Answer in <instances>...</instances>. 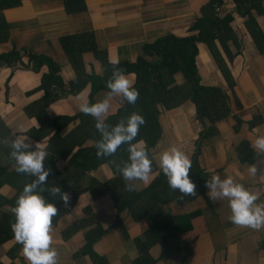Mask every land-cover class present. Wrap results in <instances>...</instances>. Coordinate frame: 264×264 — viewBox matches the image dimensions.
I'll return each mask as SVG.
<instances>
[{
  "label": "crops",
  "instance_id": "0c3cea01",
  "mask_svg": "<svg viewBox=\"0 0 264 264\" xmlns=\"http://www.w3.org/2000/svg\"><path fill=\"white\" fill-rule=\"evenodd\" d=\"M208 2L209 0H84L86 5L84 11L68 14L63 0H21L18 7L2 11L9 37L6 42L0 43V54L9 52L13 47L24 52L21 62L13 66L0 63V118L6 128L0 139V162L7 165L9 170L15 166L10 158L11 149L3 141L20 135L28 136L33 144L36 142L45 144L48 152L55 153L57 157L55 165L61 169L76 149L94 144L90 138H83L85 134L81 127L86 124L79 117L63 122L64 127L59 133L60 139L53 146L51 141L50 143L48 141L56 130L55 124L53 125L54 118L80 113L78 105L81 95L86 94L89 100L92 90L90 82L77 94H71L68 90L66 82L75 80L77 75L59 43L60 37L92 32L97 48L106 51L108 61L117 59L119 62H134L142 54L144 45L151 44L161 37L169 34L176 37L196 34L197 32L189 31V28L201 16L202 7ZM262 7L261 14L254 10L251 12L264 35V0ZM216 13L219 18L227 14L233 17L230 26L237 41L229 40L226 45L232 55L238 53L229 62L218 41L215 45L234 78L233 91L241 104V109H235L234 98L230 99V103L242 122L238 130H234L236 121L231 115L218 121L216 123L218 132L202 145L198 162L208 173V179L213 174H219L221 178L232 175L249 190L259 191L261 196L258 202H264V156L253 163L258 168V174L250 176L247 167L251 164L240 161L235 150L236 144L243 139L250 143L253 129L264 133V53L258 51L245 28L246 18L237 14L232 0H223ZM197 49L195 63L200 84L215 86L231 94L207 46L204 43H197ZM27 54L44 57L58 65L59 75L64 83L62 86L58 84L52 86L54 88L51 92L55 99L43 112H39V118L33 111L28 113L26 108L45 98L46 92L40 86L42 76L48 72V68L45 65L37 70L32 68V65L26 67ZM82 62L86 74L103 75L102 65L95 59L93 53L82 54ZM175 81L178 84L182 79L176 75ZM107 93L108 91L104 90L96 92L93 101L102 100ZM111 104L112 111H117L121 106L119 97L114 98ZM258 115L262 117L263 122L249 126L248 121ZM158 120L162 135L149 149L150 156L176 145L191 159L194 141L199 131L205 124H209L206 118L203 121L196 118L195 106L189 100L171 110L160 108ZM67 137L73 141H81L83 138L82 144L77 145L75 142L76 145L66 157L58 156L60 152L68 150L67 147L72 142L61 141ZM153 163L156 165L155 161ZM155 174L156 171L153 169L149 183ZM90 175L104 182L110 179L113 173L107 164H101L83 176L82 181L88 180ZM134 183L138 184L140 189L149 184L145 185L140 181ZM0 192L9 197L14 193V188L3 185ZM205 193L209 199L207 188ZM207 198L198 195L191 200L171 201L164 206L166 211L173 215L195 209H201L202 213L192 218V230L170 235L163 246L157 244L149 249L148 253L156 260L155 264H264V229L254 231L233 225L227 219L229 215L227 201L213 202L209 199L210 207ZM86 206L91 208L96 220L106 229L104 235L93 245L94 252L105 258L106 264H133L139 257L134 238L144 234L148 226L147 221L134 220L126 209L117 214L109 194L93 198L89 191L78 194L73 204L64 205L63 214L56 224H52L53 246L58 252V264H94L89 256L74 257L85 244L84 233L92 225L78 229L66 240L61 234L73 221L84 216L83 209ZM117 215L127 236L123 235L115 223ZM183 239L193 242L191 256L186 258L184 263ZM12 244L13 242H8L0 246V264L11 263L7 252ZM13 263L27 264L21 250Z\"/></svg>",
  "mask_w": 264,
  "mask_h": 264
},
{
  "label": "trees",
  "instance_id": "16d2710c",
  "mask_svg": "<svg viewBox=\"0 0 264 264\" xmlns=\"http://www.w3.org/2000/svg\"><path fill=\"white\" fill-rule=\"evenodd\" d=\"M63 2L65 11L68 14L82 12L86 9L84 0H63ZM232 2L236 6L237 14L246 18L244 22L245 28L258 51L264 53V35L251 12L254 10L257 14H261L263 12V0H232ZM20 4L21 0H0V43L6 42L9 37L7 22L2 11L18 7ZM222 4L223 0H209L202 7L201 16L189 28V31L197 32L196 34L185 37H176L173 34L166 35L151 44L144 45L142 54L137 57L136 61L119 62L117 67L122 68L126 74H133L135 76L134 86L139 92V98L135 104L125 102L115 111V115H109L107 118V123L114 125L122 116L126 117L132 112L141 114L146 123L140 127L139 134L133 142L143 140L147 143L148 149H150L162 135V128L158 120L160 108L171 110L177 108L186 100L191 101L195 106L196 118L201 121L206 118L209 122V124H205L199 131L198 137L194 141V151L191 158L192 169L190 170V179L197 185L196 196L203 195L206 198L205 181L208 180V173L200 167L198 162L201 147L217 134L216 123L218 121L231 115L236 121L234 130H238L242 122L239 114L232 109L230 103V99L234 98L235 109H241V104L233 91L235 86L234 78L227 62L215 45V42L218 41L229 62L238 53L232 55L226 45L229 40L236 42L237 37L230 26V23L233 21L232 15L227 14L223 18L217 16L216 9ZM59 43L77 75L75 80L66 82L71 94L80 92L88 82L91 83L92 87L89 97V101L91 102H94L93 96L96 92L102 90L109 91L105 81L110 77L113 65L109 63L106 51L97 48L92 32L63 36L59 38ZM197 43H204L207 46L231 94L215 86L200 84L195 63V57L198 53ZM86 52L93 53L95 59L101 63L103 75H88L84 72L82 54ZM22 57V50L13 47L9 52L0 54V63L13 66L17 62H21ZM27 59L28 63L25 64L26 67L32 65V68L37 70L45 65L48 68V72L42 76L40 86L46 92L45 98L26 108L28 113L29 111H33L35 116L39 118V112H43L44 108L55 99V95H52L51 92L52 88H54L52 86L55 84L62 86L64 83H62L63 79L59 75V67L54 62L31 54H27ZM176 75H179L182 79L178 84L175 81ZM76 117H79L86 124L81 127L84 129L83 134H85L83 138H90L94 142L100 138V134L95 129L93 117L80 112L74 116L54 118L55 123L53 125L55 124L56 130L48 139L49 143L51 141L52 146L60 139L59 133L64 127L63 122L75 119ZM261 122H263L262 117L259 115L248 121L249 126ZM5 132L6 128L0 118V139ZM28 135H31V133H28ZM35 138L39 139V137ZM83 138L81 141H73L72 138L68 137L61 139L62 142L72 140L73 143L71 142L69 147H67L68 150L60 152L58 156L63 155L66 157L72 151L74 145L82 144ZM235 150L239 160L242 162L253 164L261 157L256 155L249 141L246 139L236 144ZM48 153L49 156L45 159L44 164L46 168L49 166L52 168V174L48 178L47 187L59 186L62 191L69 193L70 204H73L78 194L83 191H89L93 198L109 194L117 214L126 209L134 220L145 219L147 221L148 226L144 234L134 238V243L139 251V257L133 264H155L156 260L148 253L149 249L157 244L163 246L170 235L192 230V218L202 213L201 209H195L180 215H173L169 211H166L164 206L167 203L171 201H187L196 196H184L182 200L178 199L181 193L172 190L168 186L165 175L154 163L152 167L156 171V174L147 186L136 192L125 191V184L127 182H125L119 173H115V168L111 164V161L116 160L119 162L128 159L126 144L122 145L114 156L102 158L96 156L94 144L89 147L80 146L73 152L62 169L55 165L57 161L55 153L51 151ZM101 164H107L111 168L112 173H115V177L100 182L90 175L88 180L82 181L85 175ZM30 179L32 178L18 174L15 171V166L9 170L7 165L0 162V189L3 185H9L14 188V193L9 197L4 196L0 192V246L13 242L7 252V257L11 261L10 264H15L13 261L22 248L15 241L11 229V223L15 220L11 208L15 205L17 196L22 191L23 185ZM43 195L50 202L54 203L59 210L58 215L53 218L52 224L54 225L64 212V203L59 197L53 198L47 192L43 193ZM207 203L211 207L208 198ZM83 212L84 216L82 218L73 221L67 228L62 230V237L66 240L78 229L92 225L84 233L85 244L74 254V257L89 256L94 264H106V259L98 256L93 250V245L104 235L106 229L96 220L89 206H86ZM115 223L123 235L127 236L118 215L116 216ZM183 247L184 263V260L191 256L193 242L183 239Z\"/></svg>",
  "mask_w": 264,
  "mask_h": 264
},
{
  "label": "clouds",
  "instance_id": "9594fccd",
  "mask_svg": "<svg viewBox=\"0 0 264 264\" xmlns=\"http://www.w3.org/2000/svg\"><path fill=\"white\" fill-rule=\"evenodd\" d=\"M109 63L113 68L110 77L105 81L109 90L107 95L102 100L91 102L86 94H82L78 105L80 112L93 117L95 129L100 134V138L94 142L96 156L112 157L126 144L128 159L111 161L115 173H119L127 182L125 191H140L139 185L134 181L143 182L145 185L149 183L155 161L165 175L168 186L181 193L178 199L196 196L197 185L190 179L192 161L182 148L171 145L150 156L145 141L133 142L140 127L146 123L141 114L132 112L126 117H120L114 125L107 123L108 116L116 114L112 111L111 104L114 98L119 97L121 105L125 102L135 104L139 98V92L134 86L135 77L117 67V59H111ZM3 142L11 149L10 158L14 161L15 171L32 178L23 185L15 205L11 208L15 217L11 223L14 239L22 246L21 251L27 264H58V252L53 246L52 222L59 210L43 193L47 192L53 198L59 197L65 206L69 203V193L62 191L59 186L47 187L52 168H46L44 164L49 156L45 144H33L24 135L15 136L11 140L5 139ZM250 146L257 156H264V133L253 129ZM115 173L110 178H114ZM247 173L256 176L258 168L255 164L248 165ZM205 187L213 202L227 201V219L233 225L254 231L264 229V202H258L261 196L259 191L249 190L232 175L221 178L219 174H213L206 180Z\"/></svg>",
  "mask_w": 264,
  "mask_h": 264
},
{
  "label": "rangeland",
  "instance_id": "374dc122",
  "mask_svg": "<svg viewBox=\"0 0 264 264\" xmlns=\"http://www.w3.org/2000/svg\"><path fill=\"white\" fill-rule=\"evenodd\" d=\"M22 52H24V51H22Z\"/></svg>",
  "mask_w": 264,
  "mask_h": 264
}]
</instances>
